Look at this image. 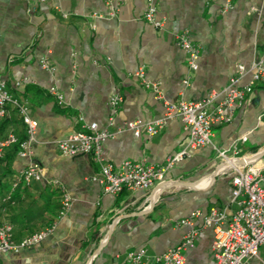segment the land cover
Wrapping results in <instances>:
<instances>
[{
  "label": "crops",
  "instance_id": "0c3cea01",
  "mask_svg": "<svg viewBox=\"0 0 264 264\" xmlns=\"http://www.w3.org/2000/svg\"><path fill=\"white\" fill-rule=\"evenodd\" d=\"M222 3L154 0L155 19L162 22L155 28L144 20L149 0H114L115 16L103 0H0V80L37 123L26 156H17L13 169L19 173L39 163L43 179L59 182L70 200L66 215L58 217V190L34 182L18 191L16 214L36 232H49L33 247L0 253V264H127L130 251L144 248L152 258L176 246L189 229L178 221L194 211L217 208L230 216L236 208L232 187L216 150L236 160L264 152V85H253L228 123L212 126L211 146L190 151L145 192L104 193L92 180L99 166L90 155L69 157L57 149V142L82 131L83 124L95 123L115 133L102 143L104 161L113 166L124 160L162 164L179 152L187 138L179 119L152 137L144 131L135 137L123 127L160 118L168 103L221 90L239 66L244 72L236 86L249 83L251 64L264 61V0H232L226 12ZM182 29L199 47L195 70L176 44ZM41 58L52 71L41 67ZM139 69L158 84L159 98L134 76ZM50 87L62 103L49 94ZM113 94L122 104L110 126ZM14 131L19 126L6 129ZM257 163L264 166V156ZM200 225L196 219L194 226ZM27 236L29 231L13 234V241ZM212 239L211 229L200 228L193 246L183 251V264H214ZM263 257L260 247L258 258ZM258 258L243 264H258Z\"/></svg>",
  "mask_w": 264,
  "mask_h": 264
},
{
  "label": "built area",
  "instance_id": "2783aa9c",
  "mask_svg": "<svg viewBox=\"0 0 264 264\" xmlns=\"http://www.w3.org/2000/svg\"><path fill=\"white\" fill-rule=\"evenodd\" d=\"M43 1V0H40ZM108 8L109 15L115 16L117 6L114 0H103ZM232 7V0H223L222 12ZM156 8L154 0L149 4L144 13V20L155 28H161L162 22L155 19ZM176 44L186 55L187 66L190 70L197 68L199 58V47L190 40V33L182 29L176 36ZM41 67L52 71L45 58L39 60ZM244 69L238 67V74L231 77L228 84L219 91L211 92L207 97L199 100L178 101L166 104L164 114L157 119L141 122L128 121L123 130L131 132L139 137L144 131L149 137L158 131L172 119H179L185 127L187 138L185 146L171 156H168L162 164L145 165L143 163L124 160L117 166L106 163L103 158L102 143L111 138L115 133L107 129H99L97 124L89 123L82 125V131L57 142L58 151L64 156L90 155L92 160L98 164L99 172L92 180L101 187L104 193L116 195L124 190L148 191L156 183L163 180L164 173L174 165L181 162L190 155V151L211 146L212 126L228 123L236 106L241 105L245 96L252 92L254 84L264 85V61H254L250 68V81L247 85L237 87V81L242 76ZM143 86L151 89L160 97L158 84L145 79L142 69L134 73ZM185 83H187L185 81ZM57 102H63L62 95L54 87L48 90ZM122 97L113 94L109 98L110 117L108 125H113L114 118L119 113ZM9 107L14 108L20 116L25 127L26 140L20 143L17 156L24 157L28 151V143L33 139L36 121L28 115L25 103L13 98L6 89L5 82L0 80V122L8 116ZM17 142L13 132H8L4 139L0 140V156L5 148ZM217 156L222 163H226V174L232 187V202L235 210L228 216L223 209L211 208L206 214L200 211L192 212L188 217L178 221L179 225L189 227L183 234L181 241L166 252L148 256L146 249L142 248L130 251L126 254L127 264H183V251L193 246L200 228H209L213 239L211 245L214 264H243L251 258H258L259 248L264 247V166L252 161L243 166L236 165V159L229 158L224 150H216ZM34 182H44L52 189L58 190L61 195L58 217H64L69 210L70 200L65 193L64 187L55 180H44L39 163L31 162L25 169L17 173L12 184L11 191L6 195L9 200L18 185L30 186ZM196 219L201 220L199 227L194 226ZM49 232V228L37 231L19 243L13 241V226L0 223V253L17 252L22 248H30L41 242ZM258 264H264V257L258 258Z\"/></svg>",
  "mask_w": 264,
  "mask_h": 264
},
{
  "label": "trees",
  "instance_id": "16d2710c",
  "mask_svg": "<svg viewBox=\"0 0 264 264\" xmlns=\"http://www.w3.org/2000/svg\"><path fill=\"white\" fill-rule=\"evenodd\" d=\"M19 126V131H14L17 138L15 144L5 148L0 156V223L5 222L13 226V234L20 236L29 231V235L36 232L33 225L24 222L22 215L16 214V205L19 201L18 191L26 189L28 186L18 185L9 200H5L6 195L11 191L17 173L13 169V161L20 150V143L26 140L25 127L20 116L14 108L9 107V114L0 122V140L6 136L8 126ZM33 184V183H32ZM31 184V185H32ZM30 185V186H31ZM38 231V230H37ZM28 235V234H27Z\"/></svg>",
  "mask_w": 264,
  "mask_h": 264
},
{
  "label": "water",
  "instance_id": "95a60500",
  "mask_svg": "<svg viewBox=\"0 0 264 264\" xmlns=\"http://www.w3.org/2000/svg\"><path fill=\"white\" fill-rule=\"evenodd\" d=\"M263 156H264V152H258V153L254 154L248 158H242V159L236 160L235 164L238 166H243L249 162L257 161ZM216 175H217V171L215 170V172H213V174H212V178L215 177Z\"/></svg>",
  "mask_w": 264,
  "mask_h": 264
}]
</instances>
